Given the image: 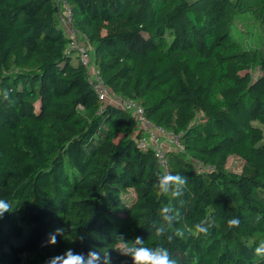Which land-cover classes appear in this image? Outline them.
Here are the masks:
<instances>
[{"label":"trees","instance_id":"1","mask_svg":"<svg viewBox=\"0 0 264 264\" xmlns=\"http://www.w3.org/2000/svg\"><path fill=\"white\" fill-rule=\"evenodd\" d=\"M69 2L105 82L184 148L168 149L166 170L138 145L134 112L101 100L67 52L57 0H0V198L15 208L0 220V264L123 250L120 235L163 245L177 264H264L254 255L264 241V38L249 47L233 33L245 12L264 29V0ZM169 173L188 178L182 196L158 194ZM204 221L214 222L207 235L196 231ZM57 227L64 236L47 244ZM125 260L112 251V264Z\"/></svg>","mask_w":264,"mask_h":264},{"label":"clouds","instance_id":"2","mask_svg":"<svg viewBox=\"0 0 264 264\" xmlns=\"http://www.w3.org/2000/svg\"><path fill=\"white\" fill-rule=\"evenodd\" d=\"M188 184V178L181 174H167L163 175L158 182L157 189L158 194L168 195L173 197H180L183 195L182 189ZM15 210L12 204L4 199L0 198V220H2L5 214H10ZM171 211L169 208H164V218L169 223L173 220L172 216L168 213ZM259 219V218H258ZM229 229L237 228L240 226V219L238 217L230 218L228 220ZM207 225V226H205ZM214 226L213 223H207V221L196 225V231L207 235L209 230ZM65 234L64 227H57L48 235L47 244L55 245L58 243V237H63ZM162 234V233H161ZM176 236L183 238V232L177 230ZM119 238L124 240L126 247L123 250H117L112 248V251H116L119 255L130 257L132 264H177V261L172 258L171 252L163 245H156L155 247L145 246V242L142 237H136L130 245L127 244V238L120 235ZM173 236H168V241L173 240ZM78 239L82 242L84 236H79ZM46 246V245H42ZM112 251H99L97 248L92 247L87 253L77 252L72 248L65 250L63 253L55 255L46 261V264H112ZM254 255L264 260V241L260 242L254 249ZM122 264H127V261H122Z\"/></svg>","mask_w":264,"mask_h":264},{"label":"built area","instance_id":"3","mask_svg":"<svg viewBox=\"0 0 264 264\" xmlns=\"http://www.w3.org/2000/svg\"><path fill=\"white\" fill-rule=\"evenodd\" d=\"M62 11L60 13L61 24L71 37L67 52L77 55L78 59L88 67L91 74V82L101 100L114 101L125 108L131 109L137 117V129L140 135L137 138L138 145L143 149L152 148L158 161L168 170L167 151L170 148L183 149L181 134L165 128L148 118L145 108L137 99L114 92L105 82L100 69L93 63L89 41L83 37L73 25L72 12L69 0H57ZM198 166L205 164L196 160Z\"/></svg>","mask_w":264,"mask_h":264},{"label":"rangeland","instance_id":"4","mask_svg":"<svg viewBox=\"0 0 264 264\" xmlns=\"http://www.w3.org/2000/svg\"><path fill=\"white\" fill-rule=\"evenodd\" d=\"M261 26L254 13L245 12L236 16L233 33L245 46L254 47L264 38V29ZM243 163V158L232 155L228 159L227 166L233 171L240 172Z\"/></svg>","mask_w":264,"mask_h":264}]
</instances>
